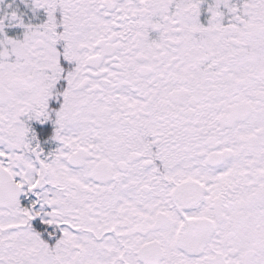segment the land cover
<instances>
[{"label": "snow or ice", "instance_id": "1", "mask_svg": "<svg viewBox=\"0 0 264 264\" xmlns=\"http://www.w3.org/2000/svg\"><path fill=\"white\" fill-rule=\"evenodd\" d=\"M0 264H264V0H0Z\"/></svg>", "mask_w": 264, "mask_h": 264}]
</instances>
